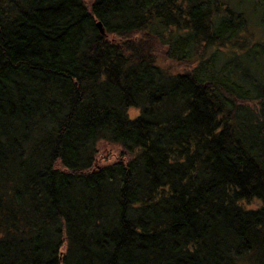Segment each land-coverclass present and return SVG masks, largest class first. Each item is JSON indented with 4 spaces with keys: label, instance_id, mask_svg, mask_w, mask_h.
<instances>
[{
    "label": "trees",
    "instance_id": "16d2710c",
    "mask_svg": "<svg viewBox=\"0 0 264 264\" xmlns=\"http://www.w3.org/2000/svg\"><path fill=\"white\" fill-rule=\"evenodd\" d=\"M251 24L264 0H0V264H264Z\"/></svg>",
    "mask_w": 264,
    "mask_h": 264
},
{
    "label": "rangeland",
    "instance_id": "374dc122",
    "mask_svg": "<svg viewBox=\"0 0 264 264\" xmlns=\"http://www.w3.org/2000/svg\"><path fill=\"white\" fill-rule=\"evenodd\" d=\"M94 0H84V2L89 6ZM229 1V0H227ZM245 8H248V5H243ZM249 30L253 32V36L259 39L264 40V29L262 26H256V24H251ZM158 60L160 61L161 65L174 71H182L183 66L179 65L171 60H168L163 53H160L157 55ZM129 113L131 116L135 115L137 113L136 110L130 109ZM118 148L116 146L110 145V144H101L99 146V151L97 154V160L96 163L98 165H102L107 162H111L113 160H116L119 156Z\"/></svg>",
    "mask_w": 264,
    "mask_h": 264
},
{
    "label": "water",
    "instance_id": "95a60500",
    "mask_svg": "<svg viewBox=\"0 0 264 264\" xmlns=\"http://www.w3.org/2000/svg\"><path fill=\"white\" fill-rule=\"evenodd\" d=\"M97 26H98V28L100 29V32L103 33V31H102V29H101V24H100V22L97 23Z\"/></svg>",
    "mask_w": 264,
    "mask_h": 264
}]
</instances>
